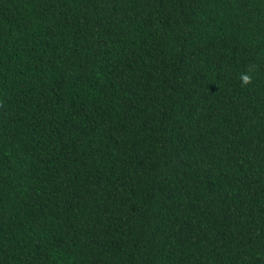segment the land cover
<instances>
[{
	"label": "trees",
	"instance_id": "1",
	"mask_svg": "<svg viewBox=\"0 0 264 264\" xmlns=\"http://www.w3.org/2000/svg\"><path fill=\"white\" fill-rule=\"evenodd\" d=\"M0 264H264V0H0Z\"/></svg>",
	"mask_w": 264,
	"mask_h": 264
},
{
	"label": "clouds",
	"instance_id": "2",
	"mask_svg": "<svg viewBox=\"0 0 264 264\" xmlns=\"http://www.w3.org/2000/svg\"><path fill=\"white\" fill-rule=\"evenodd\" d=\"M242 79L244 83H247L249 81V77L247 75L243 76Z\"/></svg>",
	"mask_w": 264,
	"mask_h": 264
}]
</instances>
